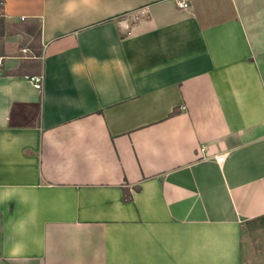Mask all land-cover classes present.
Here are the masks:
<instances>
[{"label": "crops", "instance_id": "0c3cea01", "mask_svg": "<svg viewBox=\"0 0 264 264\" xmlns=\"http://www.w3.org/2000/svg\"><path fill=\"white\" fill-rule=\"evenodd\" d=\"M189 3L2 0L40 27L2 39L0 264H242L264 217V0Z\"/></svg>", "mask_w": 264, "mask_h": 264}, {"label": "rangeland", "instance_id": "374dc122", "mask_svg": "<svg viewBox=\"0 0 264 264\" xmlns=\"http://www.w3.org/2000/svg\"><path fill=\"white\" fill-rule=\"evenodd\" d=\"M36 40L33 38L30 43ZM32 45V44H31ZM2 40L0 39V53ZM242 264H264V217L244 226L242 234Z\"/></svg>", "mask_w": 264, "mask_h": 264}, {"label": "trees", "instance_id": "16d2710c", "mask_svg": "<svg viewBox=\"0 0 264 264\" xmlns=\"http://www.w3.org/2000/svg\"><path fill=\"white\" fill-rule=\"evenodd\" d=\"M39 27H40L39 23H34L31 25H22V24H18V23H8L5 19V16H4L2 0H0V39L1 40L7 34L26 32V33L33 35V38L36 40V46H37L38 45L37 42L39 40ZM1 55H3L2 54V46H1L0 56ZM130 197H131V195L129 192H124V199L127 200V199H130Z\"/></svg>", "mask_w": 264, "mask_h": 264}, {"label": "clouds", "instance_id": "9594fccd", "mask_svg": "<svg viewBox=\"0 0 264 264\" xmlns=\"http://www.w3.org/2000/svg\"><path fill=\"white\" fill-rule=\"evenodd\" d=\"M33 223L35 222V219L33 218ZM28 228V221L26 220H20V221H17L16 224L14 225V231L16 233H23L27 230ZM27 250V245L26 243L22 240V239H18L16 240L10 250H9V255L12 257V258H16V257H20L22 255H24V253L26 252Z\"/></svg>", "mask_w": 264, "mask_h": 264}, {"label": "built area", "instance_id": "2783aa9c", "mask_svg": "<svg viewBox=\"0 0 264 264\" xmlns=\"http://www.w3.org/2000/svg\"><path fill=\"white\" fill-rule=\"evenodd\" d=\"M176 7L180 10H186L189 8L190 3L189 0H174ZM139 15L138 13H135L132 15V20L136 21L138 20ZM25 78H27L32 84L34 85L35 88L40 89L42 86V80H41V75L40 74H35V75H25ZM222 156H218V160H220Z\"/></svg>", "mask_w": 264, "mask_h": 264}]
</instances>
